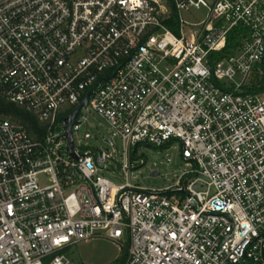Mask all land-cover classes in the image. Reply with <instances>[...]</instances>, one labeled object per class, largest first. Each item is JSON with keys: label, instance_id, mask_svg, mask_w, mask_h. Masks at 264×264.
I'll list each match as a JSON object with an SVG mask.
<instances>
[{"label": "built area", "instance_id": "built-area-1", "mask_svg": "<svg viewBox=\"0 0 264 264\" xmlns=\"http://www.w3.org/2000/svg\"><path fill=\"white\" fill-rule=\"evenodd\" d=\"M0 93L38 124L0 117V264L97 236L125 264H264V0H0ZM175 145L173 186L131 182L140 148Z\"/></svg>", "mask_w": 264, "mask_h": 264}, {"label": "rangeland", "instance_id": "rangeland-1", "mask_svg": "<svg viewBox=\"0 0 264 264\" xmlns=\"http://www.w3.org/2000/svg\"><path fill=\"white\" fill-rule=\"evenodd\" d=\"M204 17L205 11L197 10L187 16L191 21H199ZM86 124L83 129L88 128L94 138L88 142V145L97 149H112L105 142V139L110 137V127L104 119L97 114H90ZM115 147L119 152V160H121L123 150L121 141H117ZM138 155L145 161V164L131 175V182L144 188L164 189L173 186L177 178L186 170L180 157L178 145H175L172 149L163 150L142 147L139 149ZM168 158H171L172 163L167 162ZM153 167L160 173L159 176H153ZM107 176L118 182L115 179L118 175ZM120 176L125 181V176ZM127 247V243L123 246L118 242L97 236L69 247L66 254L72 264H118L123 259Z\"/></svg>", "mask_w": 264, "mask_h": 264}, {"label": "trees", "instance_id": "trees-1", "mask_svg": "<svg viewBox=\"0 0 264 264\" xmlns=\"http://www.w3.org/2000/svg\"><path fill=\"white\" fill-rule=\"evenodd\" d=\"M168 28L179 35V21H178V14L176 10L173 8V15L171 19L167 22ZM238 42V38L236 37L235 33L230 35L228 38V43L225 50L222 53L214 54L216 58L223 57L224 55L231 53L233 49H235ZM0 117H12L24 123L28 128L35 130L38 128V124L33 116L26 113L22 109L18 108L14 103L8 101L1 93H0ZM127 252H125L123 259L118 262V264H125L127 259Z\"/></svg>", "mask_w": 264, "mask_h": 264}, {"label": "water", "instance_id": "water-1", "mask_svg": "<svg viewBox=\"0 0 264 264\" xmlns=\"http://www.w3.org/2000/svg\"><path fill=\"white\" fill-rule=\"evenodd\" d=\"M92 94H93V91H91V92L88 94V96L86 97V99L83 101V103L80 105V107H79V108L73 113V115H72L69 119H67V120H65V121L63 122L64 125H66V124H68V123H72V122L75 120V118H76L77 115L79 114L80 110H81L84 106H86V105L88 104V99L92 96ZM153 176L157 177V176H158V173H153Z\"/></svg>", "mask_w": 264, "mask_h": 264}]
</instances>
